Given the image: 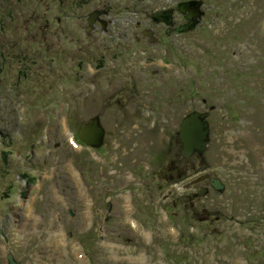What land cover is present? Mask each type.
Returning <instances> with one entry per match:
<instances>
[{
    "label": "rangeland",
    "instance_id": "obj_1",
    "mask_svg": "<svg viewBox=\"0 0 264 264\" xmlns=\"http://www.w3.org/2000/svg\"><path fill=\"white\" fill-rule=\"evenodd\" d=\"M204 1L207 19L190 33L172 35V53L162 45L143 53L134 24L147 26L142 11L163 0H62L70 18L60 24L53 6L61 0H50L44 14L59 62L39 58V48L18 47V57L31 55L39 77L32 76L31 94L1 91L0 129L11 141L0 147V264L8 252L17 264H169L175 253L180 264H264V221L256 219L264 218V0ZM109 3L122 10L114 17L119 28L110 32L125 31L124 64L117 59L124 46L107 42L98 27L87 34L78 26ZM78 56L93 62L79 69ZM57 67L72 85L47 101L44 93L48 98L60 78ZM19 82L27 84L18 68L21 88ZM191 95L199 110L217 106L201 168L226 188L194 200L193 209L184 202L183 211L190 179L182 190L160 193L157 186L175 170L178 124ZM41 98L44 104L37 103ZM97 113L105 128L99 150L74 133ZM165 205L174 209V220ZM188 225L197 236L187 233Z\"/></svg>",
    "mask_w": 264,
    "mask_h": 264
},
{
    "label": "water",
    "instance_id": "obj_2",
    "mask_svg": "<svg viewBox=\"0 0 264 264\" xmlns=\"http://www.w3.org/2000/svg\"><path fill=\"white\" fill-rule=\"evenodd\" d=\"M200 4V0H190L177 4L176 8L178 10L181 12L188 10V13L185 15L187 22L178 25L176 32L192 29L196 25L202 14V11L199 10ZM171 13L172 9H166L151 13L150 16H152L154 21H164L168 24L172 23ZM95 16V14L90 16L88 19L89 23H92ZM208 114V111L199 112L194 110L183 118L180 127V138L183 142L182 152L184 154H189L193 151L202 153L204 150L206 142L209 139V124L206 119ZM78 136L87 144L100 146L103 142L104 129L100 123L99 115H95L89 121L82 123L78 129ZM211 184L216 189H222L223 186L218 179H213ZM10 264H15V261L11 257Z\"/></svg>",
    "mask_w": 264,
    "mask_h": 264
},
{
    "label": "flooded vegetation",
    "instance_id": "obj_3",
    "mask_svg": "<svg viewBox=\"0 0 264 264\" xmlns=\"http://www.w3.org/2000/svg\"><path fill=\"white\" fill-rule=\"evenodd\" d=\"M60 4H63L62 0ZM28 10H33V0H0V74L2 71L14 74L16 69L13 62L16 58L15 56H2V47L11 48L16 46L13 40L3 39L2 37V13H4L7 19L10 20V16L18 14L26 15L28 14ZM55 18L57 21H60L59 16H55ZM37 21L43 24L42 26L44 27V29L48 28L49 21L46 20L45 14L39 15ZM3 62H6V67L3 66Z\"/></svg>",
    "mask_w": 264,
    "mask_h": 264
},
{
    "label": "bare ground",
    "instance_id": "obj_4",
    "mask_svg": "<svg viewBox=\"0 0 264 264\" xmlns=\"http://www.w3.org/2000/svg\"><path fill=\"white\" fill-rule=\"evenodd\" d=\"M0 134H1V129H0ZM23 136H21V138H22Z\"/></svg>",
    "mask_w": 264,
    "mask_h": 264
},
{
    "label": "trees",
    "instance_id": "obj_5",
    "mask_svg": "<svg viewBox=\"0 0 264 264\" xmlns=\"http://www.w3.org/2000/svg\"><path fill=\"white\" fill-rule=\"evenodd\" d=\"M6 74H8V73H6ZM3 76H5V73L3 74Z\"/></svg>",
    "mask_w": 264,
    "mask_h": 264
}]
</instances>
